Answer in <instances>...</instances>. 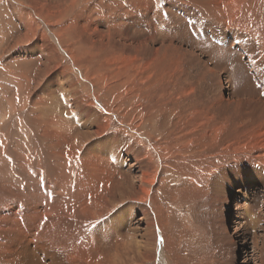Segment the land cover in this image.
I'll return each mask as SVG.
<instances>
[{
	"label": "bare ground",
	"instance_id": "6f19581e",
	"mask_svg": "<svg viewBox=\"0 0 264 264\" xmlns=\"http://www.w3.org/2000/svg\"><path fill=\"white\" fill-rule=\"evenodd\" d=\"M167 1L197 3L230 44L200 56L156 0H0V264H220L223 247L206 250L213 237L176 211L217 186L234 199L218 235L229 263L264 264V205L251 234L240 218L264 202L257 170L229 190L217 175L250 157L220 152L264 148V0ZM126 204L140 231L115 220Z\"/></svg>",
	"mask_w": 264,
	"mask_h": 264
},
{
	"label": "rangeland",
	"instance_id": "374dc122",
	"mask_svg": "<svg viewBox=\"0 0 264 264\" xmlns=\"http://www.w3.org/2000/svg\"><path fill=\"white\" fill-rule=\"evenodd\" d=\"M193 5H192V4ZM156 4V9L157 11H160L163 19H165L166 21H168L169 23H172V27L174 29V27L176 29L174 30H177L180 32V28H181V25L184 24L185 25V29H186V33L185 35H183L186 39L189 38L191 39V36L193 39H195V43H197L198 46H200V50L199 51H196V53H198L200 56L204 57L203 55L200 54V52H205L206 50L205 49H202V45L203 43L206 45V46H213V47H227L231 41V37H227L226 36V28L223 27V26H220L217 21L211 19V18H207L205 17V15L202 14V12L200 11L199 8H196L197 6L199 7V5L195 2H188L187 1V5H184V6H178L176 5V3H173V4H169L167 0H156L155 2ZM189 4V5H188ZM191 4V5H190ZM174 5V6H173ZM3 5L0 6V12H2L1 10H3ZM160 8V9H159ZM171 8V9H170ZM4 11L7 13V9L4 8ZM174 12V13H173ZM176 13V14H175ZM173 14V16H171ZM178 15V16H177ZM180 15V16H179ZM154 19H155V22L157 23H160L159 22V16L158 15H155L154 16ZM158 19V20H157ZM175 19V20H174ZM182 19V20H181ZM198 19V20H197ZM177 20H180L179 23H177L176 25H174L175 21ZM162 21V20H161ZM188 25V26H187ZM2 27V28H1ZM169 26H163L162 28L163 29H167ZM149 26L146 27V30H149ZM0 30L1 31H4L3 29V26H2V19H1V13H0ZM208 32V33H207ZM223 34V35H222ZM177 35L179 36L180 33H177ZM189 35V36H188ZM180 37V36H179ZM224 39V40H223ZM200 40V41H198ZM198 41V42H197ZM238 40H235L233 42V44L235 46H238V43H237ZM203 42V43H202ZM225 42V43H224ZM211 44V45H208V44ZM202 44V45H201ZM189 47V45H187ZM213 47H207L208 50L210 51H215V48ZM190 48V47H189ZM235 49V48H234ZM204 50V51H202ZM16 51V50H15ZM219 51V50H218ZM239 57L240 59H242V62L244 64V67L249 69L250 66L248 64L245 63V59L242 58L243 55L241 53V51H239ZM16 55V54H15ZM2 62V61H1ZM235 60L234 61H230L229 62V66L225 68L226 70V73L223 74V79L227 82V80L229 79V77H231V75L233 76V74H235L234 76L236 77V80H235V83L237 84L238 82H242V78H243V71L240 69V67H238L237 65H235ZM208 63H211V61H208ZM235 67V68H234ZM231 70V72L229 71ZM229 71V72H228ZM229 75V77H228ZM238 77V78H237ZM3 82H6L8 80H3L4 78H1ZM238 79V80H237ZM230 82V80H229ZM230 91L233 92V88L230 89ZM235 93V92H234ZM226 97V96H225ZM261 98H264V93L261 95ZM72 117V116H71ZM70 117V118H71ZM77 118V117H75ZM15 119L13 120V123L11 126H8L9 130L11 131L13 129V131L15 130L14 129V126L16 125L15 124ZM76 121H80V118H77ZM7 128L3 129V130H6ZM7 129V130H8ZM8 130L9 134L10 131ZM18 130V129H17ZM12 131V132H13ZM16 135H14L15 137ZM95 142H98V139L95 141ZM96 146V145H95ZM223 149V148H222ZM253 149H258L257 152ZM249 151L246 150H239V151H223V152H220L219 155H221V158L224 159L227 155H231V156H237L238 153L240 155H238V157H244V155H249V160H246V161H241L240 164L238 166H234L232 164H226V166L224 165L217 173V175L220 176L219 178V181H220V184L222 186H225L226 190L230 189L231 187V182L230 179H240L242 180L241 178L246 175V167L248 166H251L252 169H256L258 174V180L260 181L259 184L260 185H264V169H263V165L261 164L262 160H264V148H263V151H262V148H251V149H248ZM253 150V151H251ZM236 152V153H235ZM260 152V153H259ZM262 152V154H261ZM253 155L258 156V161L255 160L257 158H255ZM4 156L6 157L7 161H8V158H7V153L4 154ZM259 157H262V158H259ZM11 159V158H10ZM125 160V159H124ZM250 161V162H249ZM255 161L256 163V167H255V163H253ZM225 162V161H224ZM244 162V163H242ZM252 162V163H251ZM264 162V161H263ZM126 167L123 166L124 169L128 168V161H125L124 162ZM262 165V168L261 166H258V165ZM254 166V167H253ZM236 167V168H235ZM259 167V168H258ZM29 168H31V166H29ZM258 168V169H257ZM35 169V168H34ZM15 170V168L12 169V171H10V175L13 177V171ZM225 171V173H224ZM227 172H229V175H227ZM19 178V175L16 174L14 176V178ZM229 176V177H228ZM241 176V177H240ZM229 180V181H228ZM18 183V184H17ZM253 183H256V182H253ZM23 181L21 182H15L14 183V188H25V185H23ZM227 185V186H226ZM254 185V184H253ZM235 188V186H234ZM256 188H260L258 186H254V189ZM214 192H221L222 194L225 192L223 188H220L219 186H217L216 188H214ZM253 189V190H254ZM221 190V191H220ZM232 191V190H231ZM219 193H216L215 195L213 196H207L205 198L204 201H197L195 200V202H191V205L189 203H183V204H178L177 201L175 200V197L171 196L172 197V200L176 201V203L178 204L177 208H176V211H177V214H181L180 213V209L183 208L182 210L183 213L185 211H187V209L190 210V214H191V217L193 218V221L197 220L198 222H200L202 224V226L204 228H206L205 232H202L203 234L200 235V237H204L205 239H209V238H212L213 237V240L209 241V242H206V250H209L210 248L209 247H215L216 245L217 246H221L223 247V251L222 254L221 252L218 253V257L219 259L221 260V263L220 264H228L229 261H230V257L228 255H226V252L225 249L227 250V247L231 248L232 245H230L229 241L228 240H225V239H221L218 235L221 234V231H222V220L224 218V216L226 215V212H227V218H230L231 216V220L233 219V211H234V203H233V200L234 199H231L232 202L229 206H227V203L224 202L223 200H218L217 198L222 195L220 193V195H217ZM217 195V196H216ZM233 196V194H232ZM214 197V198H213ZM216 197V201L215 203H213V200L215 199ZM213 198V199H211ZM212 201H211V200ZM206 201V202H205ZM202 203V205H201ZM207 203V204H206ZM257 203V205H256ZM185 204V205H184ZM262 204V205H261ZM130 204H126L124 205L123 207H121L119 209V211H117L115 213V220L118 218L120 219L121 223L124 224V227H125V230L128 232L130 229H134L135 230L137 229L138 231H140V227L139 225H137V217L140 216V213L141 211L139 210H133L131 207V205L129 206ZM264 205V202L261 203V202H258V201H255V202H252L251 204L247 205L246 207L248 208H252V211H255V212H252V214H248V213H245L246 211V207L243 209L244 213L243 215L241 214L240 218L241 219H245L244 220V223L247 224L245 226L246 227V230H247V233L251 234V232H254V225L252 224V221L254 220L253 218H255V214L256 213H260V212H257L258 210L262 209V206ZM175 206V207H176ZM259 206V207H257ZM248 208V209H249ZM254 208V210H253ZM257 209V210H256ZM206 210V211H205ZM212 210V211H211ZM139 211V213H138ZM211 211V212H210ZM176 214V215H177ZM206 214V215H205ZM210 214V215H209ZM194 215V216H193ZM197 215V216H196ZM199 216V217H198ZM261 216V214H260ZM223 217V218H222ZM245 217V218H244ZM262 217V216H261ZM213 218V219H212ZM113 219V217H112ZM251 219V220H250ZM262 220V219H261ZM177 221L179 222L180 219L178 218ZM206 221V222H204ZM241 220L238 219V222H240ZM247 221V222H246ZM251 221V222H250ZM204 222V223H203ZM263 222V221H262ZM206 223V224H205ZM261 222H257V225H256V228L258 230L261 231V228L260 226H262V223L260 224ZM205 224V225H204ZM134 225V226H133ZM260 225V226H259ZM136 226V227H135ZM259 226V227H258ZM212 227V228H211ZM203 228V230H204ZM260 228V229H259ZM215 229V230H213ZM207 231V232H206ZM212 231V232H211ZM198 234H200L199 232H197ZM75 234V233H74ZM213 235V236H212ZM209 236V237H208ZM218 236V238H217ZM208 237V238H207ZM216 237V238H215ZM228 237V236H227ZM215 238V239H214ZM221 241V242H220ZM208 243V244H207ZM224 243V244H223ZM211 244V245H210ZM229 245V246H228ZM216 246V247H217ZM70 248V247H68ZM249 250H250V247H249ZM230 253V252H229ZM225 254V255H223ZM223 255V256H222ZM221 256V257H220ZM227 256V257H226ZM237 259H241V255H239L238 257H236V262L235 264H237L239 262H237ZM225 260V261H224ZM231 264V263H229Z\"/></svg>",
	"mask_w": 264,
	"mask_h": 264
}]
</instances>
